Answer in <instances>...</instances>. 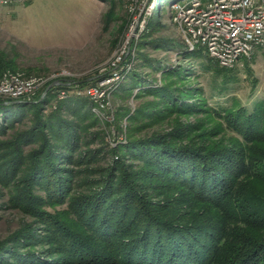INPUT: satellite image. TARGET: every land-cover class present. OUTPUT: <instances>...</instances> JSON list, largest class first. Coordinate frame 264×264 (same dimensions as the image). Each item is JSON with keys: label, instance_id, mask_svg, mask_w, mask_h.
<instances>
[{"label": "trees", "instance_id": "trees-1", "mask_svg": "<svg viewBox=\"0 0 264 264\" xmlns=\"http://www.w3.org/2000/svg\"><path fill=\"white\" fill-rule=\"evenodd\" d=\"M179 1L157 0L148 23L151 34L160 24L153 18ZM186 50L191 60L225 78L236 71L201 48ZM6 67L13 66L0 52V75ZM245 69L251 72L248 60ZM189 71L168 67L163 70L168 80L143 90L155 99L137 108L132 120L146 123L132 124L126 143L109 150L117 158L90 174L73 168L88 166L85 160L102 152L82 154L95 134L82 123L96 120L87 98L70 95L48 110L55 88L39 102L45 87L31 99L0 96V112H6L1 129L16 130L23 118L31 119L10 141L1 166L14 172L28 160L31 168L21 180L39 184L46 193L43 203L68 205L48 211L39 196L17 189L13 200L37 216L44 235L30 226L16 231L0 243V264H264V99L251 108L210 107L203 97L192 99L203 88L170 81ZM171 113L200 115L194 123L175 121L169 130L137 135L140 127ZM214 120L206 129L205 122ZM30 144L36 146L25 153ZM127 156L138 164L127 162ZM82 182L88 188L81 193L76 188ZM26 184L32 192L34 184Z\"/></svg>", "mask_w": 264, "mask_h": 264}, {"label": "rangeland", "instance_id": "rangeland-1", "mask_svg": "<svg viewBox=\"0 0 264 264\" xmlns=\"http://www.w3.org/2000/svg\"><path fill=\"white\" fill-rule=\"evenodd\" d=\"M184 1L172 2L163 15L153 18L160 24L152 34L148 23L151 15L156 14L157 0H12L8 4L0 3V52L13 66L4 68L2 74L12 69L49 78L48 84L43 85L45 89L54 81H62L52 87L56 98L45 105L48 110L56 100L70 95L84 96L89 101L88 109L96 120L91 122L84 118L82 123L89 126L88 133L95 134L92 139L88 136L89 142L83 144L82 154H89L88 149L102 152L92 161L85 160L84 163H90L88 166L74 165L76 171L85 168V173L90 174L117 158L118 154L109 150L126 143L132 124L146 123L145 118L132 120V115L137 108L155 99L143 94V90L168 80L163 76V70L168 67L190 69L184 79L174 76L170 81L175 86L203 88V93L196 90L192 99L203 97L210 107L239 104L251 108L257 99H264V56L259 49L248 60L250 73L245 69L247 59L243 57L228 78L216 74L211 67H201L198 60H191V56L183 53L185 44L173 16L176 6ZM81 82L88 84L80 87ZM60 86L73 88L67 90ZM51 89L45 96L42 92L36 101L44 100ZM199 115L171 113L161 122L155 120L140 127L137 135L169 130L175 121L194 123ZM5 116L6 112H0V125ZM66 116L70 120L73 118L69 114ZM23 119L16 130L0 128V243L29 226L44 235L37 216L13 200L18 189L39 196L40 204L46 201L42 200L46 193L39 184L26 182L34 184L29 192V187L21 180L23 172L31 168L28 160L14 172L5 169L6 165L1 166L2 161L8 159L4 151L12 149L8 146L10 141L21 128L31 124L30 117ZM214 122L217 120L205 122V128H212ZM33 146H25V153ZM126 161L138 164L128 156ZM79 184L78 192L88 188L84 182ZM158 192L164 193V190ZM48 204L43 203L41 207L48 211L68 207L66 203L55 207ZM37 252L45 251L38 249ZM41 256L47 259L48 254Z\"/></svg>", "mask_w": 264, "mask_h": 264}, {"label": "built area", "instance_id": "built-area-1", "mask_svg": "<svg viewBox=\"0 0 264 264\" xmlns=\"http://www.w3.org/2000/svg\"><path fill=\"white\" fill-rule=\"evenodd\" d=\"M176 8L173 19L188 51L201 48L229 68L243 57L251 59L257 49L264 56V0H185ZM48 80L6 69L0 79V96L31 99Z\"/></svg>", "mask_w": 264, "mask_h": 264}, {"label": "water", "instance_id": "water-1", "mask_svg": "<svg viewBox=\"0 0 264 264\" xmlns=\"http://www.w3.org/2000/svg\"><path fill=\"white\" fill-rule=\"evenodd\" d=\"M62 83H63L62 81H54V82L50 83V84L46 87V89H45V91L43 92V95H42V96H45V94L48 92V90L51 89L54 85H58V84H62Z\"/></svg>", "mask_w": 264, "mask_h": 264}]
</instances>
